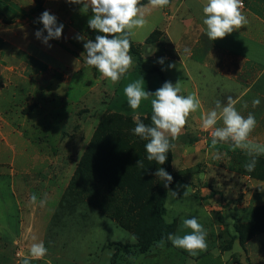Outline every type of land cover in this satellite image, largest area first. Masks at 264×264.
I'll list each match as a JSON object with an SVG mask.
<instances>
[{
    "label": "rangeland",
    "instance_id": "rangeland-1",
    "mask_svg": "<svg viewBox=\"0 0 264 264\" xmlns=\"http://www.w3.org/2000/svg\"><path fill=\"white\" fill-rule=\"evenodd\" d=\"M46 2L0 0V126L9 138L0 154V243L8 245L0 253V264H22L31 244L40 241L48 253L31 264H144L146 258L157 257L160 248L179 249L169 241L154 244L148 254L138 253L159 227L156 201L165 188L155 176L160 167L173 177L163 208L164 219L174 226L173 234L190 232L182 222L193 216L207 230V250L194 255L201 264H264V155L256 157L254 171H246L244 165L251 159L246 151L241 154L229 143L212 149V129L197 127L189 117L166 163L158 165L147 160L146 141L133 132L137 117L151 124L150 101H142L134 112L118 83L101 80L95 88L97 80L92 79L89 84L95 89L71 91L67 104L56 93L34 96L33 84L38 81L30 74L21 75L27 65L20 64L22 54L14 47L21 37L16 22L19 15L32 19L34 13H42ZM157 30L161 34L154 42L134 44L143 57L142 68L153 72L141 75L133 55L135 65L130 70L162 86L165 80L172 81L158 61L175 56L176 51L166 33ZM169 65L165 64L166 70ZM65 80L57 75L56 80L42 76L39 81L53 91H63V84L71 82ZM173 81L182 86V77L177 75ZM131 82L130 77L124 87ZM35 115L42 122L39 128H31ZM56 117L63 121L62 129H57ZM262 130L258 129V136L262 133L264 144ZM60 132V142L53 144ZM31 134L48 154L42 152L40 165L21 173L27 166L20 164L27 161L19 158L18 151ZM249 140L254 142V136ZM91 147L98 154V170L87 161L83 165ZM103 173L114 175L116 184H107ZM33 194L38 201L46 199L45 206L32 204Z\"/></svg>",
    "mask_w": 264,
    "mask_h": 264
},
{
    "label": "crops",
    "instance_id": "crops-1",
    "mask_svg": "<svg viewBox=\"0 0 264 264\" xmlns=\"http://www.w3.org/2000/svg\"><path fill=\"white\" fill-rule=\"evenodd\" d=\"M206 3L207 0H172L169 6L163 8H153L149 3L143 5L142 11L148 24L142 30H135L136 35L131 40L136 45H144L155 30L162 29L175 47L176 55L164 57V63L159 64L160 68L173 84H175L173 79L177 75L182 77V95L187 96L192 94L189 91H193L201 101V108L190 114V120L194 121L197 127L202 128V115L215 107L216 100L226 105L227 98L231 96L237 101L235 107L241 115L247 117L249 113L254 114L257 125L250 135L254 136L255 143H258L259 137L260 144H263L264 0H243L244 8L241 11L248 23L225 38L215 41L207 37L206 26L202 22L203 7ZM82 8L83 4L71 3L69 0H47L44 11H49L57 18V24L63 25L61 38L50 39L47 43L43 41V36H47V32L43 31V24L37 22L40 21L39 18L44 11L34 13L32 19L18 16L16 28L21 33V37L17 39L14 47L22 54L23 59L19 60L20 64L27 65L21 68L23 71L21 75L28 78L30 74L32 80L38 81L37 84H33L34 96L56 93L65 101L64 104H67L68 94L71 91L77 89L92 91L99 87L98 83L101 80H106L101 77L97 69L88 66L85 62L87 54L84 43L87 40L95 41L97 35L104 34L89 28L88 21L93 13L90 7L87 13L82 12ZM37 31L43 32L41 38H37ZM27 32H30L31 36ZM168 63L174 66L166 70L165 64ZM84 74H87V78L83 76ZM135 74L131 70L128 71L118 82L119 88H124V82L130 77L134 81L140 78L141 75ZM57 75H61L66 82L71 81L63 84V91H53L50 86L40 84L39 80L42 76L56 80ZM143 78L146 91H156L155 88L161 87L154 78V84L151 83L152 79L148 82L146 79L148 77L143 76ZM92 79L97 80L95 88L89 84ZM257 98L260 104L253 107L252 101ZM55 119V123L59 125L57 129H62L63 121L57 117ZM34 120L31 128H39L42 124L39 115H35ZM217 126H222V122H218ZM2 128L3 126H0V145L4 148L0 149V154L5 146L8 147L9 139L2 132ZM258 129L262 130L260 136ZM61 134L60 132L59 137L57 135L52 139L53 144H56V141L60 142ZM38 140L36 135L31 134L30 137H26L22 149L18 151V145L14 146L15 158L17 159L19 152V158L27 161L20 164L22 167L27 166L20 171L21 173H28L35 165L39 166L43 159L42 152L48 154L43 151H47L46 147L41 150L42 144ZM238 152L242 154L241 149H238ZM7 247V243L1 242L0 253H5ZM156 252L157 257L152 255L146 258L144 264H201L194 255L182 249L172 252L171 249L164 247Z\"/></svg>",
    "mask_w": 264,
    "mask_h": 264
},
{
    "label": "clouds",
    "instance_id": "clouds-1",
    "mask_svg": "<svg viewBox=\"0 0 264 264\" xmlns=\"http://www.w3.org/2000/svg\"><path fill=\"white\" fill-rule=\"evenodd\" d=\"M71 3L83 4L82 12L87 13L89 7L93 16L88 21V26L104 35H97L95 41L87 40L84 43L86 50V64L94 67L105 78L110 85H115L132 68L134 60L131 52V38L136 35L137 29H144L148 21L144 17L141 0H69ZM170 0H149L153 8H163L168 6ZM244 8L243 0H207L203 7V25L206 26L207 37L215 41L223 39L234 30L244 27L248 21L242 13ZM43 24V31L47 36H43L42 31H37V38L43 36L44 43L50 39H59L62 36L63 25L57 24V18L44 11L39 18ZM78 39H84L78 37ZM164 63L163 59L158 61ZM174 65H169L173 67ZM143 78L128 83L123 92L127 98L128 106L135 112L140 108L142 101H150L151 124L146 125L137 117L133 132L136 136L146 141L145 150L147 160L154 161L158 165H163L167 161V154L175 148V141L181 131L188 123L191 113L201 108V101L196 94L182 95L181 82L173 84L170 81L158 88L155 92L145 90ZM237 101L231 96L227 98L224 105L220 100L215 101V107L202 115V128L211 131V148L215 149L220 143H229L235 149L246 151L251 157L250 161L244 165L245 170L252 172L255 170L256 157L264 155V144L254 143L249 140L250 134L257 125L254 114L249 113L247 117L240 114L236 109ZM260 100L252 101L253 107H257ZM247 107V105H245ZM222 122V126H217ZM214 158H219L215 153ZM138 165L143 167V162L138 161ZM155 176L164 182L165 188L171 184L173 177L164 168L160 167L155 172ZM176 196L175 192H171ZM187 195V191L184 193ZM32 204L41 207L45 206L46 199L38 198L35 194L30 197ZM171 223V220L167 221ZM184 229L190 232L184 235L169 234L167 239L171 244L179 249H183L191 255H196L197 251L207 250V230L193 216L184 219L182 222ZM48 253V249L43 241L31 244L28 254L23 258L22 264H31L32 259H42Z\"/></svg>",
    "mask_w": 264,
    "mask_h": 264
},
{
    "label": "trees",
    "instance_id": "trees-1",
    "mask_svg": "<svg viewBox=\"0 0 264 264\" xmlns=\"http://www.w3.org/2000/svg\"><path fill=\"white\" fill-rule=\"evenodd\" d=\"M148 3H149V0H141V4L142 5H146ZM170 3H171V0H170ZM170 3H169V5H170ZM160 34L161 33H160L159 30L154 31L149 36V38L147 39L146 42L147 43H152V41L154 39H156L157 36L160 35ZM130 54L137 58V60L139 62V65H140V68H138V71H139V73L141 75H146V74H149V73L153 72V71H145L142 68L143 65H144L143 57L136 50V46L134 45L132 40H131V52H130ZM165 82H166V80H165ZM92 157H93V159H92ZM97 157H98V154L96 152H94V150H92V147H91L88 150L87 155H85V157L83 159V165H84V162L87 161V163H92L93 164V169L98 170V163L96 161ZM102 177L103 178L105 177L104 179H105L106 183L109 184L110 186H114L116 184V178H115L114 175H111L110 173H103ZM172 184H173V181L171 182V184H169V186L167 188H164V190L162 191L161 198L158 201H156L157 202V207L155 209V218L157 220V223H158L159 227L156 229L155 234L151 238L148 239V242H146L145 244L141 245L140 250L138 252L139 254H148L149 252H151L153 250V249H150V248L154 244L169 243V240L167 239V237H168L169 234H173L174 226H173V224L168 223L164 219L163 208H164V201H165V198H166L167 191H168V189H170L172 187Z\"/></svg>",
    "mask_w": 264,
    "mask_h": 264
}]
</instances>
